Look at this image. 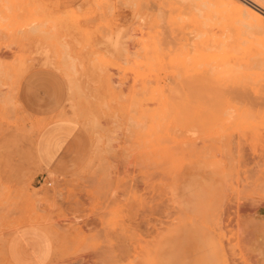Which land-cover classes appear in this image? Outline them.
Instances as JSON below:
<instances>
[{"label":"rangeland","instance_id":"rangeland-1","mask_svg":"<svg viewBox=\"0 0 264 264\" xmlns=\"http://www.w3.org/2000/svg\"><path fill=\"white\" fill-rule=\"evenodd\" d=\"M176 1L0 0V264H264V23Z\"/></svg>","mask_w":264,"mask_h":264},{"label":"crops","instance_id":"crops-1","mask_svg":"<svg viewBox=\"0 0 264 264\" xmlns=\"http://www.w3.org/2000/svg\"><path fill=\"white\" fill-rule=\"evenodd\" d=\"M6 255L11 264H48L51 249L40 231L24 228L7 239Z\"/></svg>","mask_w":264,"mask_h":264},{"label":"bare ground","instance_id":"bare-ground-1","mask_svg":"<svg viewBox=\"0 0 264 264\" xmlns=\"http://www.w3.org/2000/svg\"><path fill=\"white\" fill-rule=\"evenodd\" d=\"M176 1V0H175ZM179 0H177L176 2H178ZM226 1V4L230 7V12L234 15V17H236L238 20H241V18L243 17V15H246V16H249L250 18H252V19H254V20H256L257 22H258V24L259 25H261V24H263L264 23V3L262 2V0H240V1H237V0H225ZM181 2V1H180ZM207 4H208V2H206ZM163 4V3H162ZM211 4V3H210ZM200 5H202V4H200ZM212 5V4H211ZM210 5V6H211ZM212 6H214V5H212ZM202 7H204V5H202ZM206 7V6H205ZM158 9V8H157ZM162 9V8H161ZM186 9V8H185ZM164 10V9H163ZM199 10V9H198ZM216 10V9H215ZM200 11V10H199ZM163 13L165 12V11H162ZM185 13V12H184ZM198 14V13H197ZM263 14V15H262ZM163 14H161V19L163 20L164 19V21H165V18H166V12H165V15H163ZM205 15V14H204ZM211 19L213 18V15H212V13H211ZM164 17V18H163ZM216 18V17H215ZM231 22V21H230ZM220 24V23H219ZM228 24V23H227ZM166 27H167V25H166ZM243 27H245L244 26V24H243V26H241V28H243ZM168 28V27H167ZM246 28V27H245ZM244 28V29H245ZM247 28H250V27H247ZM175 30V29H174ZM226 30V29H225ZM218 31H220V30H218ZM231 31V30H230ZM249 31V30H248ZM168 32H169V30H168ZM167 32V33H168ZM225 33V32H224ZM230 33V32H229ZM241 34H242V30H241ZM260 34H261V32H260ZM167 35H169V34H167ZM224 35V34H223ZM199 36V35H198ZM197 36V37H198ZM243 36V35H242ZM110 38V37H109ZM191 40V39H190ZM116 41H118V39L116 40ZM115 41V42H116ZM227 41V40H226ZM117 43H119V41L118 42H116V45L115 46H117V52L118 53H120V52H123V50H121L122 49V47L120 46V43L117 45ZM235 44V43H234ZM158 45V44H157ZM263 46V45H262ZM119 47H121V48H119ZM107 49V48H106ZM114 50H116V49H114ZM125 51V50H124ZM117 52L115 53V54H117ZM114 54V53H113ZM120 55H122L123 56V54H119V56ZM210 55V54H209ZM207 56V55H204V56H206V58L207 57H209V59H210V57H211V55L210 56ZM122 56H120V57H122ZM212 56H213V54H212ZM219 56V55H218ZM119 57V58H120ZM215 57V56H214ZM57 58V57H56ZM204 58V57H203ZM235 58V57H234ZM54 59V58H53ZM123 58H121L120 60H122ZM129 59V58H128ZM212 59V58H211ZM218 59H220V58H218ZM236 59V58H235ZM55 60V59H54ZM61 60V59H60ZM254 60H255V58H254ZM258 61H259V59H257ZM261 61L259 62V63H261L262 62V59H260ZM62 61V64H65V66H66V63L67 62H65V60L63 61V59L61 60ZM171 61V60H170ZM176 61V60H175ZM203 61V60H202ZM45 62V61H44ZM64 62V63H63ZM255 63H257L256 61H254ZM257 64L258 66H260V64ZM263 63V62H262ZM48 64H49V62H48ZM125 64H127V63H125ZM46 65V64H45ZM121 65V64H120ZM236 65V64H235ZM264 65V64H263ZM50 66H53L54 67V65H50ZM226 66V65H225ZM52 67V68H53ZM181 67V66H180ZM209 67V66H208ZM216 67V66H215ZM218 67V66H217ZM227 67V66H226ZM240 67H242L241 65H240ZM72 68H73V66H72ZM223 68V67H222ZM250 68V67H249ZM248 68V69H249ZM74 69V68H73ZM132 69V68H131ZM162 69V68H161ZM178 69V68H177ZM242 69V68H241ZM245 69H247V67L245 66ZM244 69V70H245ZM59 70V69H58ZM63 70V69H62ZM68 71L70 70V69H67ZM133 70H135V69H133ZM163 71H165V70H163ZM59 72V71H58ZM62 72V71H61ZM64 72V71H63ZM70 72V71H69ZM73 72H74V70H73ZM211 72V71H210ZM134 73H136V72H134ZM64 75H65V78L67 79V77H66V74H65V72L63 73ZM160 74V73H159ZM214 74V73H213ZM138 75H139V73H138ZM180 75V74H179ZM215 75V74H214ZM234 75V74H233ZM140 76V75H139ZM208 76V75H207ZM177 77H178V75H177ZM209 77V76H208ZM229 78V77H228ZM213 79V78H212ZM71 79L70 78H68V82L70 81ZM214 80V79H213ZM238 80V79H237ZM259 81V80H258ZM71 82V81H70ZM72 82H73V79H72ZM246 82V81H245ZM241 83H242V81H241ZM249 83V82H248ZM251 84V83H250ZM242 86V85H241ZM70 87V86H69ZM239 87V86H238ZM248 87V86H247ZM262 88L264 87V86H261ZM236 88V87H235ZM259 88V87H258ZM241 89V88H240ZM243 91V90H242ZM169 92V91H168ZM264 93V92H263ZM264 95V94H263ZM146 111V110H145ZM134 112V111H133ZM129 119V118H128ZM151 122V121H150ZM150 124V123H149ZM155 145V144H154Z\"/></svg>","mask_w":264,"mask_h":264}]
</instances>
